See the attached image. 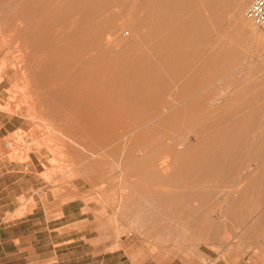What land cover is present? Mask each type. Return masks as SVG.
Listing matches in <instances>:
<instances>
[{
  "label": "rangeland",
  "instance_id": "1",
  "mask_svg": "<svg viewBox=\"0 0 264 264\" xmlns=\"http://www.w3.org/2000/svg\"><path fill=\"white\" fill-rule=\"evenodd\" d=\"M32 1L0 0V264H253L264 252V33L245 16L253 0H191L175 48L187 57L170 63L151 37L155 0ZM78 27L101 43L94 68L111 80L71 75Z\"/></svg>",
  "mask_w": 264,
  "mask_h": 264
},
{
  "label": "bare ground",
  "instance_id": "2",
  "mask_svg": "<svg viewBox=\"0 0 264 264\" xmlns=\"http://www.w3.org/2000/svg\"><path fill=\"white\" fill-rule=\"evenodd\" d=\"M32 1V0H31ZM53 1V0H52ZM59 1V0H58ZM56 0L55 3L58 2ZM88 1V0H87ZM196 1V0H195ZM214 1V0H213ZM233 1V0H232ZM33 2V1H32ZM151 2V1H150ZM149 2V3H150ZM156 2V8L154 10H152L150 13L151 15L153 16V18L155 19V24L153 26V33H152V38H154V40H156V45L158 46V49L160 51V55L163 56V59L165 60L164 63L166 62H169V61H178L179 59H185V56L186 54L182 53V52H179V51H175V48L177 46V42H180V44H182V41L184 42V40H181L179 41V35H178V30L179 28H181L180 26L183 25V19L184 16L186 14H190L191 11V0H155ZM219 2V1H218ZM223 2V1H222ZM230 2V0H229ZM91 3V2H90ZM200 3V2H199ZM236 3V2H235ZM234 3V4H235ZM203 4V3H201ZM206 4V3H205ZM229 4V3H228ZM232 4V3H231ZM220 5V4H219ZM237 5V4H236ZM34 4H32V8H34ZM87 6V5H86ZM148 6V5H147ZM146 6V7H147ZM227 6V5H226ZM235 6V5H234ZM224 7V6H223ZM233 7V6H232ZM103 8V7H102ZM145 8V7H144ZM196 8V7H195ZM228 8V7H227ZM105 10V8H103ZM34 10L36 11L37 8ZM97 10V9H96ZM100 10V8H99ZM206 10V9H205ZM213 10V9H212ZM217 10V9H216ZM93 11V10H92ZM198 11V10H197ZM199 12V11H198ZM213 12V11H212ZM34 13V12H33ZM238 13V12H237ZM46 14V12H45ZM106 15V13H104ZM198 14V13H196ZM217 14V13H216ZM215 14V15H216ZM240 14V13H239ZM238 14V15H239ZM33 15V14H32ZM80 15V14H79ZM78 15V16H79ZM109 15V13H108ZM213 15V14H212ZM195 16V15H194ZM235 16V15H234ZM198 17V16H197ZM196 17V18H197ZM199 17H200V14H199ZM208 17V16H207ZM89 18V17H88ZM195 18V17H194ZM195 18V19H196ZM218 18V17H217ZM189 19V18H188ZM96 20V19H95ZM141 20V19H140ZM145 20V19H144ZM197 20V19H196ZM200 20V19H198ZM221 20V19H219ZM218 20V21H219ZM148 21V20H147ZM202 21V19H201ZM222 21V20H221ZM220 21V22H221ZM143 22V21H142ZM149 22V21H148ZM186 22V21H185ZM242 22V21H241ZM100 23V22H99ZM204 23V22H202ZM224 23V22H223ZM143 24V23H142ZM141 24V25H142ZM190 24V23H188ZM187 24V25H188ZM80 25V24H79ZM83 25V24H82ZM90 25V24H89ZM138 25V24H137ZM140 25V26H141ZM185 25V23H184ZM183 25V26H184ZM203 26V25H202ZM220 26V25H219ZM192 28V24L190 26ZM190 27L189 29L187 30H190ZM196 27V26H195ZM201 27V26H200ZM99 28V26H98ZM194 28V27H193ZM71 29V28H69ZM86 29V28H85ZM93 29V28H92ZM197 29V28H196ZM111 30V29H110ZM185 30V29H184ZM186 30V31H187ZM194 30V29H193ZM141 31V30H140ZM92 32V31H91ZM97 32V31H96ZM144 32V31H143ZM190 32V31H189ZM109 34V33H108ZM145 34V33H144ZM181 34V33H180ZM187 34V32H186ZM185 34V35H186ZM191 34V32H190ZM68 41L72 42L74 44V54L72 56H70L69 60L67 61V63L69 65H71V70H70V73L71 75L73 76H76V78H79V77H87L89 81H95V80H102V81H105V80H111V77L113 76L111 73V75H109L108 71L109 70H100V69H95L94 66L95 65H99V62H100V57L102 56V54H104V52L101 54V51L99 49H102L101 48V43L100 45H92V44H86L85 40L84 39V35L81 34V28H77V29H74V30H70L69 33H68ZM145 36V35H144ZM143 36V37H144ZM178 36V38H177ZM191 36V35H189ZM98 37V36H97ZM92 38V37H91ZM109 40V39H108ZM146 40H149V39H146ZM152 40V39H151ZM87 41V40H86ZM187 42V41H186ZM192 42V41H191ZM188 43V42H187ZM190 43V42H189ZM36 44V43H34ZM173 45V47H171ZM231 45V44H230ZM227 46L226 48H228L229 46L228 45H225ZM63 49L67 50V48H69V44L66 42L63 44V46H61ZM193 47V46H191ZM233 47V45H232ZM155 48V47H154ZM231 48V46H230ZM98 50L100 51V53H98ZM133 50V49H132ZM135 51V49H134ZM234 51V50H233ZM152 52V50H151ZM207 52V51H206ZM186 53V52H185ZM229 53V52H228ZM232 53V52H231ZM105 55V54H104ZM146 55V54H145ZM185 55V56H184ZM238 55V54H237ZM144 55H139L137 58H143ZM188 56L191 57V55L188 54ZM187 57V56H186ZM232 57V56H231ZM230 57V58H231ZM238 57V56H237ZM194 58V56H193ZM207 58V57H206ZM112 59V57H111ZM144 59V58H143ZM187 59V58H186ZM203 59V58H202ZM212 59V58H210ZM232 59V58H231ZM142 60V59H141ZM193 60H196L193 59ZM192 60V62H193ZM230 60V59H229ZM233 60V59H232ZM180 61V60H179ZM206 63L208 62V59L204 60ZM146 62V61H145ZM110 63V62H109ZM130 63V62H129ZM170 63V62H169ZM168 63V64H169ZM182 63V62H181ZM186 63V62H185ZM191 63V62H190ZM195 63V62H194ZM204 63V64H206ZM185 65L188 66V64H182L180 66V68L177 70V69H174V71H176V74L178 75L177 77L179 76H182L185 75V74H182V69L184 70L186 67ZM200 65V64H198ZM203 65V64H202ZM163 66V65H162ZM203 67V66H202ZM145 69V68H144ZM194 69V68H193ZM203 70V68H202ZM117 71V70H116ZM196 71V70H195ZM197 71H198V68H197ZM111 72V71H110ZM62 73V72H61ZM108 73V75H107ZM113 73V72H112ZM151 73V72H150ZM201 73V72H200ZM63 74V73H62ZM54 75V74H53ZM123 76V75H122ZM137 76V75H136ZM115 77V76H114ZM117 77V76H116ZM186 77V75H185ZM118 79L119 82H122V84H126L125 83V79L124 77H119V78H116ZM137 79V78H136ZM181 79V78H180ZM187 80V79H186ZM185 80V81H186ZM85 82V81H84ZM102 83V82H101ZM139 83V82H138ZM93 84V83H92ZM153 84V83H152ZM159 84V83H157ZM163 84V83H162ZM76 85V84H75ZM128 85V84H127ZM137 85V83H136ZM193 85V84H192ZM104 86V85H103ZM115 86V85H114ZM119 86V85H117ZM124 86V85H123ZM122 86V87H123ZM138 86V85H137ZM145 86V85H144ZM200 86V85H199ZM128 87V86H127ZM132 87V86H131ZM136 87V86H135ZM101 88V86H100ZM118 88V87H117ZM193 88V87H192ZM195 88V87H194ZM200 88V87H198ZM65 89V88H64ZM121 89V88H120ZM132 89V88H131ZM140 89V88H139ZM100 90V89H99ZM150 90V89H149ZM90 91V90H89ZM88 91V93H89ZM96 91V90H95ZM98 91V90H97ZM147 91V89H146ZM151 91V90H150ZM195 91V90H194ZM140 91L136 90L134 91V89H132V92H131V99L133 98H137L139 97L138 93ZM142 92V91H141ZM145 92V91H144ZM154 93V92H153ZM117 94V93H116ZM157 94V93H156ZM88 95V94H87ZM121 95V94H120ZM124 95V94H123ZM178 96H175L176 97V101L174 102H167V103H164L162 101L159 100L158 102V107L155 109V112L156 115H159V116H162L164 114L167 113V111H169V109H171L172 106H174L175 104L183 101V100H187L189 98L190 95L187 94V92H184V94H177ZM192 95V94H191ZM102 96V95H101ZM122 96V95H121ZM129 96V95H128ZM167 96V95H166ZM209 96V95H208ZM100 97V96H99ZM126 97V96H125ZM101 98V97H100ZM196 97H194L193 99H195ZM120 99V98H119ZM141 100V99H140ZM181 100V101H180ZM198 100V99H197ZM118 101V100H117ZM116 101V102H117ZM125 101V100H124ZM130 101V100H129ZM156 101V100H155ZM199 101V100H198ZM206 101V100H205ZM136 102V101H135ZM138 102V101H137ZM204 102V101H203ZM215 102V101H214ZM217 102V101H216ZM215 102V103H216ZM105 103V102H104ZM193 103V102H192ZM80 104V103H79ZM84 104V103H83ZM203 104V103H202ZM85 105V104H84ZM106 105V104H105ZM115 105V104H114ZM113 105V106H114ZM124 105V104H123ZM143 105V102L140 101V106ZM146 105V104H145ZM198 105V104H197ZM205 105V104H204ZM215 105V104H214ZM111 106V105H110ZM116 106V105H115ZM131 106V105H130ZM147 106V105H146ZM196 106V105H195ZM90 107V106H89ZM108 107V106H107ZM120 107H122L120 105ZM144 107V106H143ZM192 107V106H191ZM207 107V106H206ZM214 108V107H213ZM217 108V106H216ZM117 109V107H116ZM122 109V108H120ZM152 109V108H151ZM153 110V109H152ZM215 110V109H214ZM180 112V111H179ZM90 114V112H89ZM88 114V115H89ZM178 113H172V114H169L167 115L165 118H164V121L165 122H168L172 119H174L176 116H177ZM144 115V114H143ZM94 117V116H93ZM103 117V116H102ZM90 118V117H88ZM127 118V117H126ZM158 118V117H157ZM86 119V118H85ZM92 119V117H91ZM128 119V118H127ZM150 119V118H149ZM155 119V118H154ZM84 120V119H83ZM152 120V119H151ZM150 120V121H151ZM101 121V120H100ZM127 121V120H126ZM155 121V120H154ZM136 122V121H135ZM91 123V122H90ZM103 123V122H102ZM130 123V122H129ZM134 123V122H133ZM171 123V122H169ZM103 125V124H102ZM127 125V124H126ZM95 126V124H94ZM148 126V125H147ZM90 127V126H89ZM117 127V126H116ZM115 127V128H116ZM124 127V126H123ZM141 127V121H138L136 122L135 124H131V125H128L127 127L123 128L121 131L119 130V132H114L113 134H111L110 136H108V138H103L104 139V144H110V143H114V142H118L119 140L121 139H125V137L127 135H129L131 132L137 130L138 128ZM99 128V127H98ZM159 128V127H158ZM111 129V128H110ZM142 129V128H141ZM147 130V129H146ZM145 130V131H146ZM117 131V130H115ZM143 131V130H142ZM152 132V131H151ZM144 134V131L143 132H140V134ZM148 133V132H147ZM146 136V135H145ZM160 136V135H159ZM136 137V136H135ZM134 137V139H135ZM163 138V136H162ZM208 139V138H207ZM102 140V139H101ZM99 141V140H97ZM96 141V142H97ZM136 141V140H135ZM161 141V140H160ZM168 141V140H167ZM200 141L201 139L197 140V143L200 144ZM125 142L124 141V145H125ZM151 142V141H150ZM154 142V140H153ZM157 142V141H156ZM164 142V141H163ZM173 142V141H172ZM100 143V142H99ZM139 143V142H138ZM169 143V141H168ZM184 143H185V140H184ZM184 143H181V145H185ZM212 143V142H210ZM101 144V143H100ZM120 144V143H119ZM179 144V143H177ZM121 145V144H120ZM141 145V144H140ZM159 145V144H158ZM174 145V144H173ZM123 146V145H122ZM137 146V145H136ZM153 146V145H152ZM164 146V145H163ZM166 146V145H165ZM172 146V145H171ZM186 146V145H185ZM194 145H190V146H186V152L190 151L192 148H193ZM125 147V146H124ZM154 147V146H153ZM116 148V147H115ZM139 150V149H138ZM119 151V150H118ZM141 153V152H140ZM169 154V153H168ZM173 155V153H170V157ZM136 156V154H134ZM142 157L145 156V153L141 154ZM199 164V163H198ZM197 166V165H196ZM195 166V167H196ZM168 167H169V164L166 166V169L162 170L164 172H167L168 170Z\"/></svg>",
  "mask_w": 264,
  "mask_h": 264
},
{
  "label": "built area",
  "instance_id": "3",
  "mask_svg": "<svg viewBox=\"0 0 264 264\" xmlns=\"http://www.w3.org/2000/svg\"><path fill=\"white\" fill-rule=\"evenodd\" d=\"M245 16L264 33V0H253L247 7ZM13 146V142L6 143L8 149Z\"/></svg>",
  "mask_w": 264,
  "mask_h": 264
},
{
  "label": "crops",
  "instance_id": "4",
  "mask_svg": "<svg viewBox=\"0 0 264 264\" xmlns=\"http://www.w3.org/2000/svg\"><path fill=\"white\" fill-rule=\"evenodd\" d=\"M257 255V256H254ZM260 259H264V252L262 253H256L253 252V264H264V262H261Z\"/></svg>",
  "mask_w": 264,
  "mask_h": 264
}]
</instances>
